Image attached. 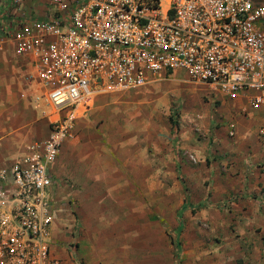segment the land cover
Instances as JSON below:
<instances>
[{
    "label": "built area",
    "instance_id": "obj_1",
    "mask_svg": "<svg viewBox=\"0 0 264 264\" xmlns=\"http://www.w3.org/2000/svg\"><path fill=\"white\" fill-rule=\"evenodd\" d=\"M8 48L27 59L25 78L53 118L46 137L0 164V264H61L52 227L73 211L51 166L98 96L183 73L264 107V0H0Z\"/></svg>",
    "mask_w": 264,
    "mask_h": 264
},
{
    "label": "rangeland",
    "instance_id": "obj_2",
    "mask_svg": "<svg viewBox=\"0 0 264 264\" xmlns=\"http://www.w3.org/2000/svg\"><path fill=\"white\" fill-rule=\"evenodd\" d=\"M217 93L180 73L98 96L78 119L51 166L76 216L73 264H241L219 226L231 209L188 149L226 124Z\"/></svg>",
    "mask_w": 264,
    "mask_h": 264
},
{
    "label": "crops",
    "instance_id": "obj_3",
    "mask_svg": "<svg viewBox=\"0 0 264 264\" xmlns=\"http://www.w3.org/2000/svg\"><path fill=\"white\" fill-rule=\"evenodd\" d=\"M30 67L27 59L16 57L11 48L0 52L2 165L17 160L25 153L26 143L43 139L50 130L53 109L39 96L40 90L26 80ZM215 96L230 109L226 112V124L213 132L216 142L212 147L203 143L188 149L201 164L207 165L203 179L212 181L210 201L219 205L220 210L231 209L230 217L219 222L225 247L230 246L228 250L241 264H264V180L258 167L264 163V138L260 136L264 107L252 109L245 99L228 100L220 93ZM239 109L243 112L239 113ZM230 123L236 127L233 136L228 134ZM210 155L213 158L208 163ZM66 215L53 224L51 251L61 264H73L70 254L77 246L76 216ZM231 223H234L232 235L228 232Z\"/></svg>",
    "mask_w": 264,
    "mask_h": 264
}]
</instances>
